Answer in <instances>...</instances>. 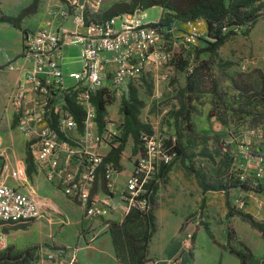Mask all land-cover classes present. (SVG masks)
<instances>
[{"label": "crops", "instance_id": "1", "mask_svg": "<svg viewBox=\"0 0 264 264\" xmlns=\"http://www.w3.org/2000/svg\"><path fill=\"white\" fill-rule=\"evenodd\" d=\"M34 1L0 0V14L18 17L32 6ZM100 8L90 4L85 15L91 13L94 16ZM67 13L71 16H67ZM72 15L73 10H69L66 0H37L34 12L22 20L21 29L10 23L0 22V169L4 172L7 186L29 195L45 217L28 223H0V233L4 238V248L0 251L12 249L23 252L34 248L35 259L32 264H49V258L56 256L60 251L65 252L67 256L75 255L78 264H120L111 227L114 224H122L128 216V203L124 196L135 161L141 153L139 149H134V139L131 136L128 138L120 157L119 169L114 176L115 192L111 197L117 205L116 210L108 217L90 219L86 216L84 207L68 199L38 169L32 157L34 149H29L28 140L18 129L17 112L11 105V97L22 85L29 90L32 87L25 77L27 71L34 69L33 61L24 56L26 35L39 29L58 32L62 28L74 33H84L85 28L76 25ZM179 25L181 24H176ZM73 62L83 64L81 49L64 47L60 61L62 71ZM248 62L247 66L256 63ZM247 66H242L240 70L247 71ZM259 72L264 76V67L259 69ZM222 74L227 77L229 71ZM133 85L135 84L123 87L114 95H124L127 99ZM217 85L220 89H230L232 80L226 79ZM114 103L115 100L107 107V123L103 131H97L102 134L110 132L117 139L122 135L124 114L122 108L120 113L117 112ZM218 110H215V103L210 99L203 105L201 113L194 112L192 121L195 131L202 137L217 136L226 140L225 150L230 149L233 172L238 178L244 176L245 180L240 181L246 188H228L226 191H209L204 194L198 178L188 172L181 162L174 164L168 174L167 184L157 193V229L149 244L146 264H241L232 251L220 247L227 245L228 234L223 235L226 229L221 233L222 241L219 246L210 241L205 243L204 226L196 218L190 219L200 211L204 198V211L209 224L215 214H220L222 218L227 217L228 204L235 210H242L258 220H264V182L258 183L252 175L258 158L264 155V127L260 124L247 127V122L251 121L250 116L240 120L239 124H234L230 109L227 111L224 107L223 119ZM140 122L145 126L148 124L147 121ZM236 125L238 127H234ZM82 133L80 129L71 131L68 138L76 143ZM111 150V146L106 144L102 146L100 153L107 157ZM107 185V180L100 174L93 194L104 197L109 191ZM232 219L236 222L238 217L235 215ZM214 229L212 227L211 231L215 234ZM190 233L194 238L189 245L187 235ZM200 237L204 244H199Z\"/></svg>", "mask_w": 264, "mask_h": 264}, {"label": "built area", "instance_id": "2", "mask_svg": "<svg viewBox=\"0 0 264 264\" xmlns=\"http://www.w3.org/2000/svg\"><path fill=\"white\" fill-rule=\"evenodd\" d=\"M66 1L69 10H73L74 23L83 26L85 32L74 33L62 28L58 32L39 29L27 34L24 56L33 61L34 69L27 71L25 77L32 87L29 90L22 85L11 97V105L17 112L18 129L34 149L38 169L68 199L84 207L87 217L105 218L117 208L111 197L115 192L117 169L112 163H105L106 157L100 149L106 144L117 147L119 138L110 132L97 131L93 97L101 90L114 95L149 73L171 65L179 46L196 47L201 38L208 35L207 23L204 19L185 23L180 40H176L174 26L168 39L156 24L146 22V8L137 7L131 13L88 24L86 7L91 4L98 9L103 1ZM67 16H71L70 13ZM117 19L122 20L121 29L116 28ZM223 31L227 33L229 29L225 27ZM67 46H78L83 62L82 72L69 75L76 85L68 89L60 63L62 50ZM168 77L164 74L161 79L165 81ZM66 95H74L77 105L84 111L83 133L76 143L60 139L52 126L53 121L57 122L58 130L66 137L71 131L79 130L75 117L67 109ZM140 139L144 150L135 161L124 196L128 214L133 208L142 212L149 210L146 186L156 181L162 168L173 165L178 156L161 134L142 133ZM101 170L109 190L104 197L93 194ZM252 175L258 183L264 182V155L258 158ZM239 179L245 180L244 176ZM44 218V213L29 195L7 186L0 169V223H28ZM193 238L192 233L187 235L189 245ZM3 240L0 233V250L4 248ZM49 262L78 264V259L60 251L51 256Z\"/></svg>", "mask_w": 264, "mask_h": 264}, {"label": "rangeland", "instance_id": "3", "mask_svg": "<svg viewBox=\"0 0 264 264\" xmlns=\"http://www.w3.org/2000/svg\"><path fill=\"white\" fill-rule=\"evenodd\" d=\"M90 1L92 2L93 0ZM102 1V7L95 12L94 16L89 13L92 16L90 19L93 18L95 21L103 22L106 21L105 18L108 14H111V12L119 7L135 5L133 6L134 10L137 7L146 8L147 23L157 24L164 11L161 6L151 7L150 2L152 0ZM226 3L229 5L231 0H226ZM86 12H88V6L86 7ZM258 22H260L259 25L257 24L248 32H245V27L231 28L235 34L230 35L225 44L219 47L214 54L207 52L210 49V46L208 47L206 43L210 39L208 35L203 36L196 47L179 46L175 50V59L171 65H167L157 72L149 73L133 85L138 99L143 103L139 118L141 121H147L148 123L146 124L148 129L143 133L156 132L161 134L166 138L167 144L172 147L175 146L177 141L175 127L176 113L180 109L181 99H185L188 104V110L191 112V131L186 130V124L183 123L182 125V143L186 153L185 162L201 179L213 187H228L239 178L232 169L233 159L229 154L230 149L227 148V151L225 150L226 140L217 136L202 137L198 135L195 131V124L192 121V117L194 112L197 114L201 113L203 105L207 101H210V99H213L215 110L219 109L218 113H220L222 119L225 118L223 116V109L226 107L227 111L229 109L231 111V119L234 124H239L240 120H244L247 116H250L251 121L247 122V127L251 128L258 124L264 127V105L260 101L263 96L264 85L262 83L263 74L259 72V69L264 67V14ZM121 25L122 20L117 19L116 28L121 29ZM175 27L176 40H180L185 30V25L181 24ZM67 47H77L79 49L78 46ZM248 61H254L256 63L247 66L246 62L249 64ZM242 66H247L249 69L242 71L240 70ZM82 71L83 64L81 62L80 64H74L73 62L65 66L63 69L65 88H72L76 85V81L71 79L69 75ZM224 71H229L227 77L225 74H222ZM164 74L169 75L165 82L161 79V76ZM226 79L232 80V86L230 89H220L217 84L225 82ZM187 85L191 86L190 90H185L187 89ZM112 96L115 100L114 104L117 106V112L120 113L122 102L126 97L124 95ZM234 127L238 126L236 125ZM214 141L216 144H214ZM29 146L31 150V145L29 144ZM134 149L144 148L142 145L139 146L138 144L136 146L135 144ZM29 160L31 161V159ZM177 162H181V160H175L173 165ZM166 184L167 182L161 184L160 188L165 187ZM205 208L206 206L202 210L201 206L200 211L194 215L199 218L202 226L208 224L209 227L211 226L210 229L212 227L215 228V234L213 232L215 241L204 230L205 243H209L210 241L213 245L217 244L219 246L222 241L221 233L226 229L223 234L224 236H227L229 232L232 233V240L228 244L229 248L235 251H241L246 255L247 252L241 246V243H243L253 252L250 264H264V238L258 230L244 221L239 215H236L238 220L234 222L232 216L230 217L228 214L226 218H222L220 214H215L214 218L210 219L211 224H209V220H207L205 215ZM217 209L220 211L219 208ZM254 219L258 222H264V220ZM199 244H204L201 237L199 238ZM139 245L141 246L143 244L140 243ZM2 252L0 251V253ZM11 256L13 261L8 264H22V260L17 258L20 256L23 258V255L12 252Z\"/></svg>", "mask_w": 264, "mask_h": 264}, {"label": "trees", "instance_id": "4", "mask_svg": "<svg viewBox=\"0 0 264 264\" xmlns=\"http://www.w3.org/2000/svg\"><path fill=\"white\" fill-rule=\"evenodd\" d=\"M150 5L151 7H163V14L156 26L163 31L164 36L168 39H170V32L176 24H185L190 21L204 19L207 23L208 36L210 37L208 42H206L207 46H210V49L207 52H210L211 54H214L219 47L225 44L230 35L235 34L231 28L245 27V32H248L251 28L257 25L258 21L264 14V0H231L229 5H227L226 0H152ZM36 6L37 0H35L33 5L24 10L18 17H9L0 14V22L10 23L21 29L22 20L29 14L33 13ZM133 6L119 7L111 12V14H108L105 19L108 20L112 17H118L126 13H131L134 11ZM90 17L92 16L87 14L85 15L88 23L98 22L93 18L90 19ZM225 27L229 29L227 33L223 31ZM262 83L264 85L263 75ZM190 89L191 86L187 85V89L185 90ZM112 95L113 94L109 93L107 90H101L93 97V103L97 109V124L100 131H103L107 123V107L114 101ZM65 98L67 102V109L73 114L79 125V129L82 130L84 121L83 109L77 105L74 95H66ZM260 101L264 105V88L263 96ZM142 107L143 103L138 99L137 92L134 87H132L129 97L124 99L122 102L124 124L122 135L119 137L120 140H118V146H113L111 152L105 158V163H112L117 170L119 169L120 157L127 144L128 138L131 136L134 139L136 146H138V144L139 146L142 145L140 139L141 134L148 129V127L143 125L139 120V114ZM190 115L191 112L188 110V104L183 98L180 101V109L176 113L177 141L173 147L178 155L176 160L180 159L184 168L190 173L195 174L200 182V186L204 194L209 191H226L228 188H246L240 179H236L235 182L228 187H213L201 179L197 173L186 165L185 147L182 143V125L183 123L186 124V130L191 131ZM52 126L54 130L58 132L60 139L72 143L70 138L66 137L58 130L57 122ZM139 150L143 151L144 149ZM172 166L173 165L163 167L158 179L150 182L146 186L147 194L145 196L149 201L150 209L147 212H142L139 209L133 208L122 224H114L111 227V234L120 264H146L148 262L149 244L157 229L155 211L158 202L156 196L161 184H165L167 182V177ZM205 203L206 199L204 198L202 202V210L205 207ZM228 209V216L231 217L239 215L244 221L248 222L253 228L258 230L264 238V222H258L253 216L235 210L230 204H228ZM194 218H196V216L190 217V219ZM204 228L210 238L215 241V236L209 225L204 224ZM231 240L232 233L229 232L227 245H220V247L224 250L232 251V253L240 259L242 264H250L253 257L251 249L247 245L241 243V246L247 252L246 255H244L241 251L232 250L228 245ZM140 243L143 245L140 246ZM12 252L23 255V258L22 256L17 258L22 260V264H32L35 259L34 248L23 252H17L9 249L0 253L2 254L0 255V264H8L9 262H12Z\"/></svg>", "mask_w": 264, "mask_h": 264}]
</instances>
